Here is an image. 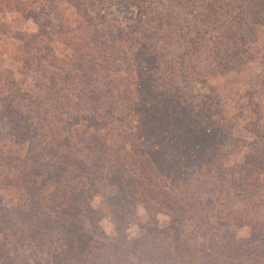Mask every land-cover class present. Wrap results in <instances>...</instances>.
<instances>
[{
	"label": "rangeland",
	"instance_id": "374dc122",
	"mask_svg": "<svg viewBox=\"0 0 264 264\" xmlns=\"http://www.w3.org/2000/svg\"><path fill=\"white\" fill-rule=\"evenodd\" d=\"M248 1L255 3L256 0H244ZM194 2L192 0V4ZM172 4V0H0V208L4 217L7 216L5 206L8 210L18 206L24 211V204L30 207L36 203L29 197L27 188L21 186L26 181L23 175L33 172L44 180L31 177L35 187L42 188L40 182L49 185L42 189L47 198L64 191L71 193L90 188L95 191L90 202L97 211L95 225L107 237L105 243L119 248L117 251L107 247L105 252H94L93 259L98 264H150L145 256L137 253L141 251L138 244L145 237L156 245L155 250L146 245L147 250L150 249L147 252L160 262L163 256L178 260L175 255H180L183 259L177 264H231L225 259L229 256L227 253L208 247L206 253L211 254L208 260L207 254L200 251L212 241L222 247L221 236L225 233H235L237 241L245 240L250 236L248 227L237 229L234 223L221 230L217 226L219 233L204 225L203 231L197 234L195 223L202 215L189 211L185 220L176 225L181 240L177 242L180 250L174 251L176 237L171 227L172 213L164 204L148 199L152 209L142 201L134 208L129 207L133 213L129 216L131 225L120 236L111 217L101 213L106 207V198L112 193L111 188H107L108 178L123 175L122 155L126 151L131 153L125 154L126 162H130L134 152L131 151L130 133L133 134L135 129L140 131L144 124L135 114L129 115L125 107H121L120 114L124 117L121 125L115 124L114 132L108 137L110 149L104 157L106 167L101 171L103 179L100 182L72 179L71 174L59 173L58 169L55 172L50 169L48 174L43 168L27 169L32 166L25 164L30 156L27 144L13 145L9 140L11 129L6 117L14 118L15 114L4 112L7 108L29 116L30 122H41L45 126L38 129L40 145L35 154H48L59 140L77 142L79 129L88 125L85 119L90 116V110L97 106L102 112L111 97L126 96L128 102L133 100L139 102L140 108L144 105L150 108L155 98L160 101L167 93L165 91H173L177 97L166 100V108L155 109L153 114L158 120L164 119L168 126L164 148L171 162L177 164L174 173L180 175L185 170L204 198L216 194L220 203L216 212H234V216L240 218L252 210L253 205L264 203V175L257 179L259 186L252 187L249 192H245L243 186L238 190L230 188L235 180L243 181L244 175L240 173L247 170V161L251 163V159H256L264 163V25L243 13L240 16L243 20H235L232 29L223 27L219 33L212 31L210 26L203 28L188 16L183 31H179L186 40L182 41L174 35L178 28L162 27L163 18ZM203 4L219 16L231 13L228 11L230 0H203L200 5L190 6L195 16H200ZM257 8L252 6L250 9L255 13ZM49 20L52 22L50 27ZM39 24L46 27L44 37L37 40ZM246 34L252 43L241 40ZM28 48H34V51L31 53ZM38 53L48 55L49 62L38 65L35 61ZM225 54L232 57L225 58ZM77 62L83 65L80 73L76 70ZM85 72L89 73L88 88L92 95H81L80 101L73 100V95H77L82 87L77 80H82L81 74ZM66 75L70 78L65 79ZM50 84H54L52 89L55 91L47 96L44 104L41 90H46ZM91 98L100 101L93 103ZM37 100L43 101V105H37ZM59 105L63 107L55 109ZM58 120H65L66 125L70 122V131H62ZM183 137H186V146L176 150L175 145H182ZM121 148L125 151L121 152ZM10 157L16 158L15 162H10ZM40 162L53 161L44 159ZM220 177H223L221 184L218 183ZM252 179L256 181L251 177L250 184L254 183ZM163 190L171 192V186ZM113 192L119 193L117 189ZM243 194L246 199L241 197ZM140 196H137L138 200L143 198ZM179 203L195 205L190 201ZM256 211V216L247 215L244 219L264 217L262 205ZM191 215H196L194 221L190 219ZM217 222L216 214H212L210 225L216 226ZM149 230L156 232L147 237ZM187 237L190 241H185ZM2 245L5 253L12 255V264H34L14 238L7 240L0 233ZM130 248L136 252L134 257ZM184 248L188 249L189 255L182 252ZM243 261L242 264H253Z\"/></svg>",
	"mask_w": 264,
	"mask_h": 264
},
{
	"label": "trees",
	"instance_id": "16d2710c",
	"mask_svg": "<svg viewBox=\"0 0 264 264\" xmlns=\"http://www.w3.org/2000/svg\"><path fill=\"white\" fill-rule=\"evenodd\" d=\"M173 4L167 11L164 19L163 26L178 28L174 34L178 36L180 40L186 41L183 34L180 32L183 31V23L187 21L188 16L192 17L194 21L199 23L203 28L210 26L212 31L219 32L223 27H226L228 30L232 29L234 26L235 20L239 21L243 13L254 19L258 24L264 25V0H256L255 3L244 2V0H230L231 4L228 7L230 14H222L219 16L217 12L213 13V10L207 6H200L202 13L200 16H195V14L190 10V6L200 5L203 0H195L192 4V0H172ZM219 1V0H216ZM222 1V0H221ZM224 1V0H223ZM245 3V4H244ZM226 4V3H225ZM227 5V4H226ZM258 7L256 12L252 11L250 8ZM220 17L223 20H220ZM36 19V18H35ZM225 20V21H224ZM243 20V19H242ZM52 25L51 20L48 21V27ZM39 34L35 37L37 40H40L44 37L46 25H38ZM180 31V32H179ZM204 32L206 31L203 30ZM248 32V31H247ZM225 38H229L226 33H223ZM246 34L244 40L246 43H252L251 40L247 39ZM31 53L34 51V48H28ZM49 48H46L48 50ZM39 50V48H36ZM39 54V55H38ZM35 55V61L38 65H43V63L49 62L48 55H43L38 53ZM232 57L229 54H225ZM222 62L223 60L220 59ZM53 65V64H51ZM29 67V63H27ZM76 70L81 72V64L79 62L75 63ZM82 80H77V84L82 87L80 88L79 93L73 95L74 99L80 101V96L83 95H92V92L89 91L88 85L89 82V73L85 72L81 74ZM69 75L65 76V79H69ZM75 80V79H73ZM54 84L47 86L46 90H41L44 94V104L47 101V96H51L55 89ZM43 89V87H41ZM94 91V90H93ZM165 91V90H164ZM165 93L160 101L151 102L150 108L144 105L143 108H140L139 102H133L130 100L128 102L127 97L124 96L121 98V95L116 97H111L108 101V106L105 110L100 112L97 106L93 107L92 110L88 113V118L85 119L88 125L83 126L79 129L80 136L77 137V142H69V139L63 141H57L55 147L51 150L50 153L45 154L39 153L35 154L37 147L40 145L39 136L41 133L39 130L43 129L45 126L41 122H30L31 118L29 116L20 115L13 109L7 108L4 112L14 113L15 117H6L9 122L8 125L11 129V134L9 140L13 145L27 144V149L30 153L27 162L25 163L30 168L27 169H42L48 174V170L53 169V172L58 169L59 173H69L72 176V179H84L87 182L98 180L100 182L103 177L101 171L104 169L106 160L105 154L110 149V146L107 142L109 135L114 132V125H121L123 121V115H121V107L126 108V112L135 114L144 121L142 129L139 131L135 129L133 134L130 133L132 137V142L130 144L131 151L134 152L130 162H126L125 154L131 155L129 152H125L124 156L122 155L121 160V171L123 175L117 177L108 178V187L111 188V196L105 197L106 207L101 209V213L105 217H111L115 222L117 234H122L123 230L129 228L131 225V219L129 216H133V213L129 207H135L139 202H143L147 207L152 209L150 201H158L159 204L166 207L168 211L172 213L171 218V227L175 231L176 237V247L174 251L180 250L177 242H180L179 229L176 228V225H179L181 221L185 220L186 215L189 211L195 213L196 215H202L201 219L195 223V228L198 231H203L205 228L204 225L211 227L215 232L216 227L219 226L222 229H227L231 225H236L237 229L248 227L250 229V236L245 240L236 239V234L228 235L227 233L221 236V241L224 242L222 247L217 245V241H212L211 244L202 247L203 249L200 252L207 254V259H211V254L206 253L208 247L210 250L215 249L223 253H227L225 259L229 260L231 264H242L243 260L251 261L253 264H264V217L261 219H244L247 215L256 216V209L262 205L264 210V203L261 205H253L252 210L246 212L244 215H240V218L234 216V212H229L224 214L222 210L216 212V207L220 203L219 199L214 197L204 198L202 194L197 192V187L193 184V180L190 175L184 171L182 174L174 173L177 164H173L168 158L167 150H165V140L167 125L164 119H156L153 111L164 110L166 108L165 103L169 98H176L177 94L173 91H165ZM93 94H96L95 92ZM99 98H102L99 96ZM99 98H93L91 101L93 103H98ZM53 100V99H52ZM122 100L127 103L122 102ZM164 100V101H163ZM43 101L37 100V105H43ZM63 105H59L55 109H60ZM102 109V108H101ZM64 115H67L64 113ZM152 116L153 120H149V117ZM66 120V119H65ZM65 120H58V123L61 125L62 131H70L71 127L70 122L67 123ZM36 124V126H35ZM76 123L75 125H77ZM80 125V124H78ZM39 129V130H38ZM170 128H168V131ZM77 131V130H75ZM139 133L141 134L140 136ZM172 138V137H171ZM186 137H183L180 141H184L182 145L176 144L175 149L178 148L179 151L182 150V146L185 147ZM175 140V139H174ZM177 141V140H176ZM44 143V142H42ZM125 151L124 148H121V152ZM33 153V154H31ZM37 153V152H36ZM76 156H79L78 159ZM10 157V162H15V160ZM82 158V159H81ZM44 159H52L53 162L50 163H41L40 161ZM22 162V161H21ZM248 168L247 170L242 171L240 174L244 175L243 181L235 180L230 188L237 189L243 188L245 192H249L252 187L259 186L258 180L264 175V163L260 160L251 159V163L247 161ZM37 166V167H35ZM211 164L207 166L209 169ZM14 169H17L16 166H13ZM200 169V168H199ZM24 170V168H23ZM22 170V174L24 173ZM188 171V170H187ZM198 171V169L196 170ZM210 173L211 170H208ZM221 174H224L222 170ZM100 175V176H99ZM178 175V176H176ZM40 177L41 176L34 174L33 172L27 174L25 177V184L21 185L24 188H27L29 197L31 200L35 201L30 207H26L24 204L25 210H21L18 206L11 207V210H7V216L4 217L2 209L0 208V233L4 238H14L17 242V246L22 248L24 252H28V257L33 261L34 264H98L96 259H93L94 252L107 251V247H114L118 251L116 245H112L106 242V236L103 232L99 230V226L95 225V220L97 221V211H95L91 206L90 202L93 198V189H87V191H72L61 192V194H51L48 198L42 192V189H47L49 185L46 183L40 182L41 187H35L32 183L31 177ZM241 177V176H240ZM255 177L256 181L254 183H249V179ZM55 178V175H54ZM258 179V180H257ZM75 180V181H76ZM167 181L171 182L167 184ZM223 177L218 179V183L221 184ZM29 182V183H26ZM107 184V183H106ZM167 186H171V192H166L163 189H166ZM118 190L119 193L116 195L113 190ZM90 190L92 193L89 194ZM41 191V193H39ZM60 192V191H59ZM173 192H177L176 194ZM220 193V192H218ZM42 195H44L42 197ZM141 195V200H138L137 196ZM43 198L42 200L39 198ZM241 197H245L244 194ZM37 198V200H35ZM47 198V199H46ZM176 198V200H175ZM45 199V200H44ZM148 199L150 201H148ZM190 201L195 205H186L182 206L179 201ZM39 201V202H37ZM260 203V202H259ZM2 201L0 199V206ZM5 205V203H4ZM222 205V204H221ZM187 212V213H186ZM216 214L218 224L216 226L210 225L211 215ZM196 215H191V220L196 219ZM239 219V220H238ZM220 228L216 231H219ZM153 230H149L147 237H150L155 233ZM195 233V234H196ZM219 234L216 235L218 237ZM60 237V239H59ZM229 237V240L226 238ZM185 239V241H190V238ZM185 244V242H183ZM143 244V245H142ZM153 247L155 250L156 245L152 241H148L145 237L138 244L141 247V251H137L140 255L145 256L150 264H166L167 262H172V264H177L181 258L180 255H175L178 260L155 258L151 256L150 249L147 250V246ZM134 248V247H133ZM133 248H130L132 256L136 252H132ZM4 251L3 245L0 246V264H12V255L7 254ZM182 252H186V255H189L188 249L184 248ZM39 256V257H38ZM125 256V255H124ZM169 256V255H168ZM172 256V255H171ZM126 257V256H125ZM170 258V256H169ZM127 259V258H125ZM123 262V261H122Z\"/></svg>",
	"mask_w": 264,
	"mask_h": 264
}]
</instances>
